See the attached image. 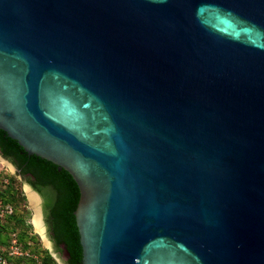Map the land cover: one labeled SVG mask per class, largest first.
<instances>
[{
    "label": "water",
    "instance_id": "95a60500",
    "mask_svg": "<svg viewBox=\"0 0 264 264\" xmlns=\"http://www.w3.org/2000/svg\"><path fill=\"white\" fill-rule=\"evenodd\" d=\"M0 129L81 264H264V0H0Z\"/></svg>",
    "mask_w": 264,
    "mask_h": 264
},
{
    "label": "trees",
    "instance_id": "16d2710c",
    "mask_svg": "<svg viewBox=\"0 0 264 264\" xmlns=\"http://www.w3.org/2000/svg\"><path fill=\"white\" fill-rule=\"evenodd\" d=\"M0 152L16 166L18 172L26 178L34 189L43 195L50 194V210L55 223V236L59 242L65 245L70 255V263L80 264L82 254L73 215L79 198V190L72 176L64 169H59L52 162L34 154H28L16 140L10 138L1 129ZM9 195L10 193L0 190V202L2 204L12 203ZM18 205L20 204H12V214L0 219V246L5 245L10 233L15 232L24 248L38 255L41 264H58L48 249L41 244L39 236L32 233L30 221L24 219L25 213L29 212L27 206L23 205L25 208L23 212ZM16 264L38 263L34 260L26 262L18 260Z\"/></svg>",
    "mask_w": 264,
    "mask_h": 264
},
{
    "label": "rangeland",
    "instance_id": "374dc122",
    "mask_svg": "<svg viewBox=\"0 0 264 264\" xmlns=\"http://www.w3.org/2000/svg\"><path fill=\"white\" fill-rule=\"evenodd\" d=\"M11 165V166H10ZM27 181L24 178V176H22L18 170H16L15 165L7 158H5L2 154L0 155V190L5 191L6 193H10L9 197L12 203L10 202H6L5 204L0 202V209L4 208L5 206H10L12 207V204H20L18 205L19 208H21L24 212V204L25 206H27V208L29 209L28 213H25L24 215V219H27L29 221H31L33 223V218L35 215V210L39 209V215L42 221V215H41V211H40V205L42 203V200L40 198L39 195H37V193L31 189H29L27 187ZM27 191L33 192L35 193L38 197V206H32L30 200H29V194ZM24 195V196H23ZM23 197H25V199H23ZM13 208V207H12ZM11 215V214H8ZM6 216V214L1 215L0 214V219H3ZM33 231H38L35 226ZM39 234V233H38ZM39 238L42 245L45 247L48 244V238L46 236V234L44 233V237L43 235L39 234ZM51 247V246H50ZM52 249V248H51ZM52 257L54 258L55 254H51ZM56 262L57 260H59V256H55ZM58 263V262H57Z\"/></svg>",
    "mask_w": 264,
    "mask_h": 264
},
{
    "label": "flooded vegetation",
    "instance_id": "af4514ba",
    "mask_svg": "<svg viewBox=\"0 0 264 264\" xmlns=\"http://www.w3.org/2000/svg\"><path fill=\"white\" fill-rule=\"evenodd\" d=\"M27 183L32 187V185L29 182H27ZM32 189L37 193V195L40 196V198L42 200V203L39 207L40 211H41V215H42L41 223H42L43 233L46 234V236L48 238V244H49V245H47V246H49V248H47V247H45V248L48 249L50 254L53 253V254H55V256H57V257L59 256V260H57L58 264H71L70 263V255H69L67 249L65 248V245L62 242H59L55 236V228H54L55 223H54V219L51 215V210H50V208H51L50 194L43 195L41 192L37 191L33 187H32ZM30 223L32 225V233L37 234L39 236L40 233L38 231H33L34 225L31 221H30ZM55 256H54V259L56 261L57 258ZM80 264H81V262H80Z\"/></svg>",
    "mask_w": 264,
    "mask_h": 264
},
{
    "label": "built area",
    "instance_id": "2783aa9c",
    "mask_svg": "<svg viewBox=\"0 0 264 264\" xmlns=\"http://www.w3.org/2000/svg\"><path fill=\"white\" fill-rule=\"evenodd\" d=\"M13 208L5 206L0 209V214H12ZM21 260L26 262L34 260L36 263H40V258L37 254H33L24 248V245L19 242L17 234L15 232L10 233L6 244L0 246V264H16V261Z\"/></svg>",
    "mask_w": 264,
    "mask_h": 264
},
{
    "label": "bare ground",
    "instance_id": "6f19581e",
    "mask_svg": "<svg viewBox=\"0 0 264 264\" xmlns=\"http://www.w3.org/2000/svg\"><path fill=\"white\" fill-rule=\"evenodd\" d=\"M11 166V165H10ZM28 192V194H29V200H30V202H31V204H32V206L34 205L35 207L36 206H38V202H39V200H38V196L35 194V193H33V192H30V191H27ZM37 208V207H36ZM40 213H39V209H36L35 210V215H34V218H33V225L35 226V228L38 230V232L40 233V234H42L43 235V237H44V233H43V228H42V223H41V218H40V215H39Z\"/></svg>",
    "mask_w": 264,
    "mask_h": 264
}]
</instances>
